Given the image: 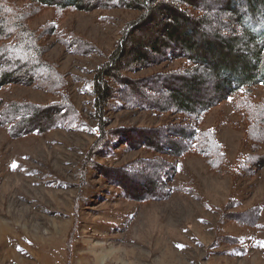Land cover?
Returning a JSON list of instances; mask_svg holds the SVG:
<instances>
[{"label": "rangeland", "instance_id": "374dc122", "mask_svg": "<svg viewBox=\"0 0 264 264\" xmlns=\"http://www.w3.org/2000/svg\"><path fill=\"white\" fill-rule=\"evenodd\" d=\"M226 3L209 2L219 19L229 18L219 11ZM19 5L24 6V0ZM138 16L124 10L44 9L29 21L31 30L56 22L62 35L59 42L66 45L73 34L95 44L102 56L81 57L71 54L67 46L55 45L45 59L56 63L65 75L60 94L23 85L0 90V111L11 103L48 106L63 101L61 96L66 93L81 118L70 127L62 125L17 139L8 128L0 127V264H264V168L251 176L236 178L233 174L243 150L254 156L264 154V143H247L244 130L247 123L260 129L264 114L250 110L248 121L239 117L233 101L240 95L206 117L205 128L217 133L227 169L213 172L197 156L179 161L163 156L178 165L168 185L174 192L169 199L132 200L95 170L96 163L125 168L138 159L153 158L149 150H131L110 140V147L101 149L105 156L92 153L88 157L97 132L93 72L112 53L122 28ZM183 65L182 60L160 64L135 77L146 78ZM195 87L190 96L196 100L212 95L211 84ZM252 90L254 108L264 98V87ZM257 106L264 109V101ZM122 108L126 107L116 103L107 113L110 129L152 132L173 120L169 114ZM261 130L264 135V123ZM157 138L165 141L163 133ZM146 177L139 174L135 181H124L131 196L150 190L152 183Z\"/></svg>", "mask_w": 264, "mask_h": 264}, {"label": "trees", "instance_id": "16d2710c", "mask_svg": "<svg viewBox=\"0 0 264 264\" xmlns=\"http://www.w3.org/2000/svg\"><path fill=\"white\" fill-rule=\"evenodd\" d=\"M21 2L0 0V90L23 85L60 94L65 75L56 63L45 59L55 45L67 46L71 54L81 57L102 56L95 44L82 42L73 34L66 45L59 42L62 35L56 22L31 30L29 21L38 11L124 10L139 14L122 28L112 53L93 72L91 95L97 132L87 153L88 157L92 153L103 157L102 147L107 149L113 140L131 150L145 148L155 155L138 159L125 168H108L98 163L94 166L108 184L125 190L132 200L172 197L174 192L168 185L174 181L178 165L167 162L163 156L176 161L197 156L213 172L227 169L217 133L205 128L209 112L223 102L240 95L236 102L232 100L239 117L248 121L250 110H262L264 114V109L257 106L264 98L252 108L250 96L252 89L264 87V0H227L225 8L219 10L229 15L224 20L219 19L210 0H24L22 7ZM178 60L184 61V65L176 70L135 77L141 71ZM205 84L213 87L211 96L197 100L190 96L195 86ZM61 98L63 101L48 106L6 105L0 111V127L8 128L17 139L47 133L62 125L73 126L81 120L80 113L66 93ZM116 103L126 107L122 109L169 114L173 120L152 132L110 129L107 113ZM261 121L260 129L247 123V143H264V118ZM160 133L166 142L159 141ZM251 153L242 151L239 168L233 171L235 176H251L264 168V154ZM139 174L148 176L150 190L131 196L124 181H135Z\"/></svg>", "mask_w": 264, "mask_h": 264}]
</instances>
